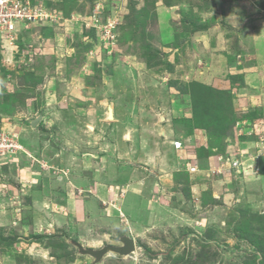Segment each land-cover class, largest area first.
Segmentation results:
<instances>
[{
  "label": "rangeland",
  "instance_id": "rangeland-1",
  "mask_svg": "<svg viewBox=\"0 0 264 264\" xmlns=\"http://www.w3.org/2000/svg\"><path fill=\"white\" fill-rule=\"evenodd\" d=\"M35 3L0 37L21 147L0 154V264H264V0ZM105 170L124 189L98 203L85 178ZM144 177L149 196L125 189ZM122 235L135 251L97 262L75 245Z\"/></svg>",
  "mask_w": 264,
  "mask_h": 264
},
{
  "label": "built area",
  "instance_id": "built-area-1",
  "mask_svg": "<svg viewBox=\"0 0 264 264\" xmlns=\"http://www.w3.org/2000/svg\"><path fill=\"white\" fill-rule=\"evenodd\" d=\"M41 9L37 7L36 3L31 6L30 0H0V37L3 42L12 44V40L18 33V30L22 29L27 22L31 23L45 16V12ZM107 26L112 27L110 21ZM108 29L105 30V34L109 33ZM108 37L110 36L108 35ZM110 38L113 37L111 36ZM16 136L17 134L13 129L2 130L0 132V154L13 152L15 149L21 148L14 140ZM172 145L175 149L179 150L182 142L175 140Z\"/></svg>",
  "mask_w": 264,
  "mask_h": 264
},
{
  "label": "crops",
  "instance_id": "crops-1",
  "mask_svg": "<svg viewBox=\"0 0 264 264\" xmlns=\"http://www.w3.org/2000/svg\"><path fill=\"white\" fill-rule=\"evenodd\" d=\"M259 51V50H258ZM260 57V56H259ZM254 68V67H253ZM247 70L249 71V73L250 74H253L254 72H255V70L253 69V70H251L250 71V68H247ZM113 114H114V118H115V111H114V109H113ZM107 115V114H106ZM91 126H93V125H91ZM89 129V128H88ZM101 134H104L103 132H101ZM104 136V135H103ZM129 140H130V138H129ZM126 141V140H125ZM120 143H122L123 144V142H120ZM114 146H115V144L114 143H112ZM119 145V144H118ZM101 146H103V147H101V149L103 148V149H105L104 147H108V148H110V143H109V145L106 143V142H103V143H101ZM172 146V145H171ZM170 146V147H171ZM172 148H173V146H172ZM174 149V148H173ZM176 152H177V150H176ZM106 159V158H105ZM156 160H151V158H150V160H148V162H145L146 163V165H148L149 166V168H153V165H159V166H161L160 167V171H161V173L162 174H160L161 176H160V179H162V176H167V175H169V174H172V173H170L171 172V167L168 165V163H167V160H166V158H165V156H159V158H155ZM104 157H103V163H104ZM108 161L106 160V162L105 163H107ZM108 164V163H107ZM107 169V168H106ZM94 170V169H93ZM165 171V172H164ZM100 173V172H99ZM110 173V171L109 170H105V171H103V173L101 174V176L99 175H96L95 174V171H92V173H91V175H90V178H85V180L87 181V182H89V181H93V186L91 187V191H92V195H95L96 197H97V200H98V203H103V201L105 200V199H107L108 198V200H109V197H112L113 195H115V194H117V192L119 191V189L121 188V189H124V186H123V182L122 183H118L116 180L114 181V180H112L113 178V176L111 175V174H109ZM113 175H115L116 177H118L119 175H121V174H118V175H116V174H113ZM170 176V175H169ZM145 177H144V179H141V180H139V181H137V182H135V180H134V182L133 183H130L129 185H127V186H125V189H128L131 193H132V195H134V196H137V197H139L140 195L138 194H136V193H139V192H141V193H144V195L145 196H149V191H151V189H154L155 187L156 188H158L157 186H158V184H155V183H153V184H150L149 183V181L151 180L150 178H148L147 180H148V184H147V182L145 183ZM163 179H165V178H163ZM167 179V178H166ZM111 183H113V184H111ZM141 183H143V185L141 184ZM95 192V193H94ZM131 195V194H130ZM148 198V197H147ZM83 204H85V203H83ZM83 206H85V205H83ZM127 206H124V208H126ZM150 207H151V205H147L146 204V208L148 209H150ZM116 208L117 207H113V206H110L108 209L110 210V211H117L116 210ZM119 208V207H118ZM117 208V209H118ZM129 208V207H128ZM128 208H126V210L128 209ZM120 209V208H119Z\"/></svg>",
  "mask_w": 264,
  "mask_h": 264
},
{
  "label": "water",
  "instance_id": "water-1",
  "mask_svg": "<svg viewBox=\"0 0 264 264\" xmlns=\"http://www.w3.org/2000/svg\"><path fill=\"white\" fill-rule=\"evenodd\" d=\"M109 114L107 117H111L110 106L107 107ZM39 118L33 120V124L37 123ZM120 243L118 245L105 244L101 248L84 247L79 243H76V247L81 254L90 255L94 262H97L107 252H114L120 255H128L135 251L134 238L130 235H122L119 238Z\"/></svg>",
  "mask_w": 264,
  "mask_h": 264
},
{
  "label": "bare ground",
  "instance_id": "bare-ground-1",
  "mask_svg": "<svg viewBox=\"0 0 264 264\" xmlns=\"http://www.w3.org/2000/svg\"><path fill=\"white\" fill-rule=\"evenodd\" d=\"M110 110H111V117H107V115L109 114V112H107V115H106V117H107V119H112V108H111V106H110ZM107 111H109V110H107Z\"/></svg>",
  "mask_w": 264,
  "mask_h": 264
},
{
  "label": "clouds",
  "instance_id": "clouds-1",
  "mask_svg": "<svg viewBox=\"0 0 264 264\" xmlns=\"http://www.w3.org/2000/svg\"><path fill=\"white\" fill-rule=\"evenodd\" d=\"M259 145V144H258ZM173 146V145H172ZM260 150H264L263 148H260ZM131 236V235H130Z\"/></svg>",
  "mask_w": 264,
  "mask_h": 264
}]
</instances>
